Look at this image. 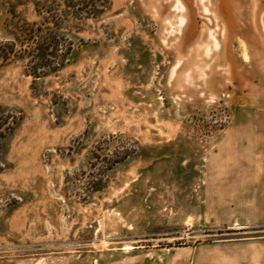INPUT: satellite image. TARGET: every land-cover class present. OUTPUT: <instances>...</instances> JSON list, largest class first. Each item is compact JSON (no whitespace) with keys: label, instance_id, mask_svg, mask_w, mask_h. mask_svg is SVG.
<instances>
[{"label":"rangeland","instance_id":"1","mask_svg":"<svg viewBox=\"0 0 264 264\" xmlns=\"http://www.w3.org/2000/svg\"><path fill=\"white\" fill-rule=\"evenodd\" d=\"M87 2L0 0V264H264V0Z\"/></svg>","mask_w":264,"mask_h":264},{"label":"trees","instance_id":"2","mask_svg":"<svg viewBox=\"0 0 264 264\" xmlns=\"http://www.w3.org/2000/svg\"><path fill=\"white\" fill-rule=\"evenodd\" d=\"M94 2H95V0H88V2H87V6L85 7V11H83V10H81L84 14H86L87 16H91V15H97L98 14V12H100L99 11V9L94 5ZM54 35V39L55 40H57V38H58V35H56V33L55 34H53ZM58 39H60V38H58ZM58 43V42H57ZM68 43H69V47H67V54H69L70 53V51L72 50V43L71 42H69L68 41ZM55 50H57V49H55ZM56 55V54H55ZM48 56V55H47ZM52 57L53 58H55L56 59V56H54V55H52ZM65 56H63V58H64ZM34 58V57H33ZM39 61H40V64L38 63L37 65V68H36V70L37 69H40V68H44L45 66H47L48 65V62L50 61V60H48V59H46L45 57H44V52H42L41 53V55L39 56ZM66 59V58H65ZM47 62V63H46ZM53 61L51 60L50 61V64L51 65H53V63H52ZM47 64V65H46ZM41 75H42V73H41Z\"/></svg>","mask_w":264,"mask_h":264}]
</instances>
